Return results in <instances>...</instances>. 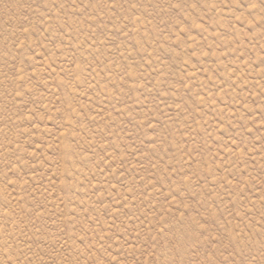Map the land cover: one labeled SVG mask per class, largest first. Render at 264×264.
<instances>
[{
  "label": "rangeland",
  "instance_id": "rangeland-1",
  "mask_svg": "<svg viewBox=\"0 0 264 264\" xmlns=\"http://www.w3.org/2000/svg\"><path fill=\"white\" fill-rule=\"evenodd\" d=\"M0 264H264V0H0Z\"/></svg>",
  "mask_w": 264,
  "mask_h": 264
}]
</instances>
